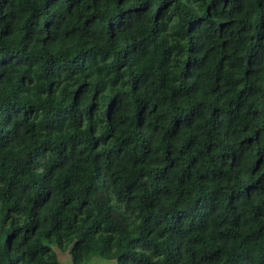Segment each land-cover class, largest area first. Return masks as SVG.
I'll return each mask as SVG.
<instances>
[{"label":"trees","instance_id":"trees-1","mask_svg":"<svg viewBox=\"0 0 264 264\" xmlns=\"http://www.w3.org/2000/svg\"><path fill=\"white\" fill-rule=\"evenodd\" d=\"M264 264V0H0V264Z\"/></svg>","mask_w":264,"mask_h":264},{"label":"rangeland","instance_id":"rangeland-1","mask_svg":"<svg viewBox=\"0 0 264 264\" xmlns=\"http://www.w3.org/2000/svg\"><path fill=\"white\" fill-rule=\"evenodd\" d=\"M58 260L61 264H72L70 253L67 251L65 253L58 254ZM91 263L93 264H105V261L100 258H94Z\"/></svg>","mask_w":264,"mask_h":264}]
</instances>
